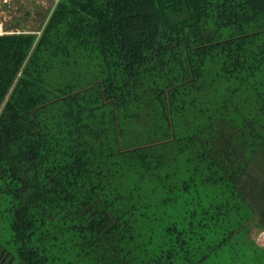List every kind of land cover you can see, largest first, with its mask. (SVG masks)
Segmentation results:
<instances>
[{
    "label": "trees",
    "instance_id": "1",
    "mask_svg": "<svg viewBox=\"0 0 264 264\" xmlns=\"http://www.w3.org/2000/svg\"><path fill=\"white\" fill-rule=\"evenodd\" d=\"M262 1L58 0L0 35V264H264Z\"/></svg>",
    "mask_w": 264,
    "mask_h": 264
},
{
    "label": "rangeland",
    "instance_id": "2",
    "mask_svg": "<svg viewBox=\"0 0 264 264\" xmlns=\"http://www.w3.org/2000/svg\"><path fill=\"white\" fill-rule=\"evenodd\" d=\"M256 4L260 5L263 3L262 0H254ZM58 3V0H0V24L3 26V33L10 32H32L35 33L45 25L49 13ZM2 33V32H1ZM30 65H40L39 61L30 57L28 62ZM59 70L55 71V74ZM66 73L63 72V78L65 80ZM59 76H55V79ZM251 183H257L264 185V157L257 155L252 161V169L250 172ZM259 220V225H264V221L256 216ZM259 225H254L251 231V235L255 234L256 231L259 233ZM256 233V234H257ZM5 232H1L0 236L3 240L7 238ZM256 241L259 242L257 235ZM4 251L12 253V249L5 246L2 243ZM10 255L2 262V264H8L10 261ZM16 264V261H15Z\"/></svg>",
    "mask_w": 264,
    "mask_h": 264
},
{
    "label": "built area",
    "instance_id": "3",
    "mask_svg": "<svg viewBox=\"0 0 264 264\" xmlns=\"http://www.w3.org/2000/svg\"><path fill=\"white\" fill-rule=\"evenodd\" d=\"M8 33H10V32L3 33V26L0 24V35L8 34ZM257 238L259 240V242H257V243L260 244V245H264V229L259 231V233L257 234Z\"/></svg>",
    "mask_w": 264,
    "mask_h": 264
}]
</instances>
